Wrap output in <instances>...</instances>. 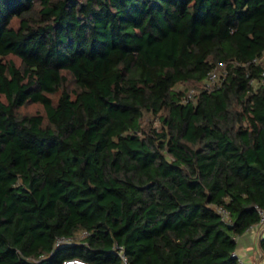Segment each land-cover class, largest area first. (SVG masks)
Returning <instances> with one entry per match:
<instances>
[{
	"label": "trees",
	"instance_id": "obj_1",
	"mask_svg": "<svg viewBox=\"0 0 264 264\" xmlns=\"http://www.w3.org/2000/svg\"><path fill=\"white\" fill-rule=\"evenodd\" d=\"M263 56L264 0H0V264H241Z\"/></svg>",
	"mask_w": 264,
	"mask_h": 264
},
{
	"label": "crops",
	"instance_id": "obj_2",
	"mask_svg": "<svg viewBox=\"0 0 264 264\" xmlns=\"http://www.w3.org/2000/svg\"><path fill=\"white\" fill-rule=\"evenodd\" d=\"M234 253L241 264H264V227L254 223L237 235Z\"/></svg>",
	"mask_w": 264,
	"mask_h": 264
},
{
	"label": "built area",
	"instance_id": "obj_3",
	"mask_svg": "<svg viewBox=\"0 0 264 264\" xmlns=\"http://www.w3.org/2000/svg\"><path fill=\"white\" fill-rule=\"evenodd\" d=\"M223 63H219L217 66H215L213 69H211L208 74H207V82L204 84V87L206 89H209L212 85L213 82L219 83L221 81L222 76L219 75V68L222 67ZM260 79L261 82L264 83V68L260 72ZM256 211L258 214V220L256 222L259 227H264V207L255 205ZM220 213L223 215V217L227 216L226 211L223 208H219ZM86 231H83L82 234H85ZM73 241V238L70 236H57L55 239L54 245H59L62 243H69ZM113 249L119 254L120 259L122 261V264H133L129 260L128 256L124 252L123 245H120L118 243H114ZM233 255H236L234 252L232 253ZM60 264H89L87 260L81 258V257H67L64 258Z\"/></svg>",
	"mask_w": 264,
	"mask_h": 264
},
{
	"label": "rangeland",
	"instance_id": "obj_4",
	"mask_svg": "<svg viewBox=\"0 0 264 264\" xmlns=\"http://www.w3.org/2000/svg\"><path fill=\"white\" fill-rule=\"evenodd\" d=\"M12 58L15 60L16 64H19L18 59H16L15 57H12ZM263 59H264V56H263ZM194 87L195 86H191L189 88L190 91L194 89ZM41 110H42L41 106L38 103H28L20 108L21 112H33V111H41ZM79 235L82 236L83 235L82 232H79Z\"/></svg>",
	"mask_w": 264,
	"mask_h": 264
},
{
	"label": "water",
	"instance_id": "obj_5",
	"mask_svg": "<svg viewBox=\"0 0 264 264\" xmlns=\"http://www.w3.org/2000/svg\"><path fill=\"white\" fill-rule=\"evenodd\" d=\"M149 184H145V185H143V186H141V187H147Z\"/></svg>",
	"mask_w": 264,
	"mask_h": 264
}]
</instances>
